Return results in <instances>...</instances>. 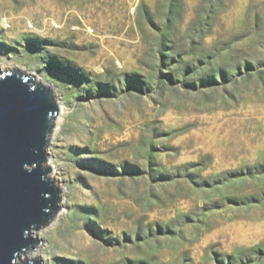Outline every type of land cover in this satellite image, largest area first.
<instances>
[{
	"label": "rangeland",
	"instance_id": "1",
	"mask_svg": "<svg viewBox=\"0 0 264 264\" xmlns=\"http://www.w3.org/2000/svg\"><path fill=\"white\" fill-rule=\"evenodd\" d=\"M0 68L63 108L23 260L264 264V0H9Z\"/></svg>",
	"mask_w": 264,
	"mask_h": 264
},
{
	"label": "water",
	"instance_id": "2",
	"mask_svg": "<svg viewBox=\"0 0 264 264\" xmlns=\"http://www.w3.org/2000/svg\"><path fill=\"white\" fill-rule=\"evenodd\" d=\"M60 110L52 89L0 68V264H39L22 256L41 244L33 232L61 205L46 154Z\"/></svg>",
	"mask_w": 264,
	"mask_h": 264
},
{
	"label": "bare ground",
	"instance_id": "3",
	"mask_svg": "<svg viewBox=\"0 0 264 264\" xmlns=\"http://www.w3.org/2000/svg\"><path fill=\"white\" fill-rule=\"evenodd\" d=\"M7 8H9V0H0V16H3L4 14H6V10H7ZM61 109H63V108H61ZM53 175H54V177H55V179H58L56 176H57V173H55L54 171H53ZM58 182H59V180H58ZM58 182H57V184H58ZM58 186H60V183L58 184ZM34 234H36V233H34ZM33 234V235H34ZM33 235H32V237H33ZM86 249H87V251L88 252H91V249H92V244H89V245H87L86 246ZM90 250V251H89ZM84 252H86V251H84ZM91 253H93V252H91ZM91 256H93V255H91ZM95 258H96V261L98 262V263H105V262H107L108 261V259H107V257H105V258H97L96 256H95ZM81 261V260H80Z\"/></svg>",
	"mask_w": 264,
	"mask_h": 264
}]
</instances>
